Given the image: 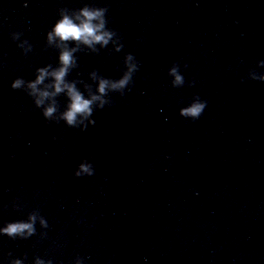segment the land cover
<instances>
[{"label": "clouds", "instance_id": "clouds-1", "mask_svg": "<svg viewBox=\"0 0 264 264\" xmlns=\"http://www.w3.org/2000/svg\"><path fill=\"white\" fill-rule=\"evenodd\" d=\"M107 7H95L85 4L79 9L60 8L59 18L46 33L45 48L55 49L58 53L57 64H47L35 71V78L25 80L17 77L11 83L13 90H23L30 98L36 108L41 109V114L46 123H59L63 121L70 128H78L86 131L90 126H95L93 118L95 111L102 110L110 105V93L123 95L126 89L133 83V77L139 70V62L132 53L124 57V70L119 79H111L102 76L98 71L89 73L92 84L84 80L68 77L73 69L78 67V52L87 50L98 53L100 49L112 45V50L120 52L123 49L121 38L118 33L110 29L106 14ZM21 33H13V40H20ZM99 46V47H98ZM25 54L32 51V45L27 40L18 44ZM259 67H264V60L258 62ZM168 75L172 78L171 84L174 88L184 86L185 80L179 71V65L173 64ZM252 80L264 81V74H257L252 70L248 73ZM95 84V89H93ZM78 85L82 86L83 91ZM64 96L66 103L60 110L58 97ZM207 105L206 100L194 96L192 101L185 107L180 108L179 115L185 119L195 121L200 118ZM148 133L144 134L147 138ZM127 143V140L124 141ZM96 156L90 154L77 166L73 175L76 178L82 176H93L96 171L94 163ZM42 229L49 227L48 221L42 216L38 209L28 213L26 220H16L6 223L0 227V235H6L10 239H28L36 234V223ZM42 236L46 233H41ZM9 255H11L9 253ZM26 258V257H25ZM10 264H24L22 259H12ZM34 264H53L51 259L45 260L39 256L35 257ZM74 264H84L83 258L77 256Z\"/></svg>", "mask_w": 264, "mask_h": 264}]
</instances>
